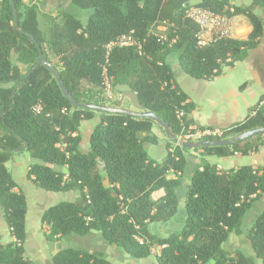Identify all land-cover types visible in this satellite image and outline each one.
<instances>
[{
    "label": "trees",
    "instance_id": "trees-1",
    "mask_svg": "<svg viewBox=\"0 0 264 264\" xmlns=\"http://www.w3.org/2000/svg\"><path fill=\"white\" fill-rule=\"evenodd\" d=\"M36 1L25 5L12 0L16 29L10 0H0V206L13 239L0 244V264H32L24 250L25 195L6 168L22 152L32 159L26 179L36 189L79 193L74 202H60L42 212L41 225L49 227L47 240L85 237L97 231L106 244L136 260L160 247L159 264H256L255 260L264 264V210L246 233L253 256L224 249L229 235L240 232L245 214L264 195V168L246 165L222 171L202 158L188 172L182 228L164 238L153 236L151 223L168 224L177 215L179 190L188 171L183 152L189 150L168 142L162 159L149 158L143 145L158 143L152 132L156 123L118 114H99L89 148L81 150L79 126L98 113L73 108L51 73L42 66L35 68L39 53L28 37H33L47 60L42 48L49 36L48 46L60 63L54 67L76 102L106 106L101 86L106 65L113 90L130 91L139 111L155 114L168 125L169 134L177 137L181 127L175 111L184 113L183 121L189 127L186 116L194 104L187 103V95L175 82L169 57L175 54L181 71L193 79L219 76L224 68L245 60L264 38V19L255 13V9L264 13V0H251L247 6L232 5L233 0H68L59 19H50L46 35L39 29ZM186 6L227 17L244 15L251 31L246 39H223L199 47L197 26L184 16ZM74 9L89 11L84 23ZM159 25L165 27L164 40L154 36ZM129 32L142 43V53L133 47H113L106 63L105 46ZM11 55L27 68L24 74L11 63ZM83 81L88 88L81 86ZM36 105H41L38 113L33 111ZM110 107L122 108L115 103ZM253 111L226 129L221 139L264 127V107ZM250 139L196 151L219 158L246 156L264 145H249ZM58 144H65L64 151ZM60 167L66 168V175ZM171 170L180 175L170 177ZM156 191L163 194L155 198ZM50 264L111 262L102 253L68 247L60 249Z\"/></svg>",
    "mask_w": 264,
    "mask_h": 264
},
{
    "label": "crops",
    "instance_id": "crops-1",
    "mask_svg": "<svg viewBox=\"0 0 264 264\" xmlns=\"http://www.w3.org/2000/svg\"><path fill=\"white\" fill-rule=\"evenodd\" d=\"M251 0H233L231 1L232 5L235 6H247L249 5ZM22 2L27 5L29 4V0H22ZM58 15V14H57ZM56 15V16H57ZM52 16V15H51ZM55 13L53 18L56 17ZM38 21V14H37ZM39 24V21H38ZM51 25V20L48 23L47 27L49 29ZM242 26H239L238 29H241ZM246 28V34L251 31L250 26H244ZM40 29V27H39ZM248 57V56H247ZM245 60L241 62L235 63L233 67H226L223 69L222 73L210 80H196L191 77H184V75H179V78L176 79L175 82L181 89V91L187 95V103L194 104V109L187 114L186 118L190 122V126L192 128H211V129H222L226 130L230 127L235 126L236 124L244 121L248 116L253 114V109L256 108L259 103L264 99V76L261 72L263 69H246L243 63ZM244 64V63H243ZM237 67V69H230ZM173 72V69H171ZM174 75V72H173ZM123 92H126V89H122ZM126 109V108H125ZM133 109V108H130ZM99 122V114H95L92 119L87 121H82L79 126V136L81 138L80 147L81 150L87 151L89 148V139L92 133L93 128ZM153 134L158 138V143L162 141V139L154 133V129H152ZM157 143V144H158ZM156 145V144H155ZM166 145V144H165ZM166 148V147H165ZM27 152L16 153L11 161L6 163V168L11 174L12 179L15 181L19 190L23 192L26 199L27 212H26V233L27 240L24 245L25 257L32 264H50L51 258L62 248H73L86 252H98L102 253L106 259L111 262V264H159L157 261V257L160 253V247H154L151 249V255L144 259H132L127 254L122 252L121 250L114 248L108 244H106L100 237L99 232L92 231L88 236L79 237L77 235H71L63 238H54L52 243L48 248L50 252L46 253V249H37L33 250L32 253L29 251L28 247L31 244L32 238L28 237V227L29 223L32 219L37 220L36 222V231L42 233L45 232L44 225H41L40 217L44 209L48 206H44L45 203H51L54 199V195L61 194L64 196L63 199H66L68 202H74L79 193L77 191L70 192H46L40 191V189H33L31 187V183L26 179V182L23 183V187L19 185L18 180L16 179L22 178V171L18 167V160L23 161V165L26 166L24 169V175L26 176L29 165L32 163V159L27 160L25 155ZM164 157V156H163ZM161 158H157L156 160H160ZM217 159H211V162L205 159L212 165H216V167L222 171H228L232 169H237L241 166H252L258 168H264V145L258 147V151L256 153H250L249 155L243 156L240 154H234L228 157H216ZM59 171L65 172L66 168L60 167ZM189 184V179L187 181L183 180V186L187 187ZM33 186V185H32ZM34 187V186H33ZM35 188V187H34ZM26 191L29 193V197L26 194ZM162 191H156L153 193V197H158L162 195ZM179 206L184 207V194H180ZM30 201V204L28 203ZM64 201V200H63ZM62 201V202H63ZM49 206L51 204H48ZM55 205V204H52ZM264 210V195L261 196L258 200H256L252 207L249 209L251 211V218L245 227H240L239 233H232L229 235L227 243L233 242V244L240 242V238L243 236L246 237V233L248 232L254 218L257 216L259 212ZM246 216V214H245ZM244 216V218H245ZM0 218L2 219V214H0ZM243 218V219H244ZM171 224H159L157 225V233L158 238H164L172 234L174 228H170ZM43 228V230H42ZM43 234V233H42ZM47 234V233H46ZM1 237V235H0ZM1 239V238H0ZM13 239L10 236L8 240L5 242L0 240V244L5 245L11 242ZM51 241V240H50ZM247 242V256H253V253L250 249L248 239ZM34 246V245H33ZM59 246V247H58ZM234 249H237L233 247ZM261 264V263H259Z\"/></svg>",
    "mask_w": 264,
    "mask_h": 264
},
{
    "label": "rangeland",
    "instance_id": "rangeland-1",
    "mask_svg": "<svg viewBox=\"0 0 264 264\" xmlns=\"http://www.w3.org/2000/svg\"><path fill=\"white\" fill-rule=\"evenodd\" d=\"M35 4L37 7V14H38V21H39L40 30L46 35V33L48 32L47 25L50 22V19H53L52 16H54V13L56 16L57 14L61 13V11L65 10V9L67 10L68 0H37L35 2ZM23 10H24L23 8L20 9L21 12H23ZM74 11H75V14L76 15L78 14L79 18L84 23L86 21L88 14H89V11L78 10V9H76V10L74 9ZM255 13L257 15L262 16L264 19V13H262V11H260L259 9H255ZM56 17L58 18L60 16H56ZM234 21L238 27L242 26L241 29L237 30V33L240 34V36L239 35L237 36L238 39H246L247 35L249 33L246 34L247 29L243 28V27L245 25L248 26L247 19L244 17V15H237L234 17ZM48 41H49V36L47 35V36H45V42H44L43 48H42L43 53L47 57L48 62L53 64L55 67H59L60 63L58 62V58L55 56V53L53 52V50L49 48L48 43H47ZM10 59H11V63L13 65H16L17 67H19L22 74H24L26 72L27 68L23 65L18 64L16 62V58L14 55H11ZM168 61H169V64L171 66V69H173L174 76L176 79L179 78V75H184V77H186V75L181 71L180 67L178 66L175 54H172L169 57ZM243 63H241V64L244 65L246 67V69H263V71L261 70V72L264 76V38L262 40H260V43L256 49L249 52L248 57L245 59V61ZM230 69H237V67L230 68ZM188 77L189 76H187V78ZM81 86L84 89L89 87V85L84 81L81 83ZM122 89L123 88H121L119 90L114 89L113 90V96L111 99H106L104 97L106 100H104V99L103 100L106 103V106H110V104L115 103V104H119L122 108H126L127 110L135 111V112H141V111H139V109L136 105V100L134 98V95L130 91H128L127 89H126V92H123ZM130 108H133V109H130ZM152 128L154 129V133L157 134L162 139V141L156 145L145 143L143 145V147L146 150L148 157L156 160L157 158H161V157L165 156V154H166L165 144L168 142H171V141L163 133V130L159 125L153 124ZM261 142H264V134L258 138H251L248 141V144L252 145V146H256ZM172 147H175V144H172ZM183 155L187 159V162H188V171L184 175V178H183L184 181H187L189 179L188 172L191 169H193L195 166L199 165L202 158H205V159L209 160L210 162H211V159H214V160L217 159L215 156H202L200 151H196V150H189L188 152H183ZM25 157L27 160H30L29 154H26ZM18 167L20 168V170L23 169V171L21 173L22 178L19 179L16 177V179L18 180L19 185L21 187H23V183L26 182V176L24 175V169L26 168V166L23 165V161H21L20 159L18 160ZM218 170H220V169H218ZM31 187L33 189H36L32 185H31ZM185 190H186V187H182L179 190V193L184 194ZM40 191H42V190H40ZM25 192L28 195V198H30L28 191L25 190ZM53 197H54V199L51 201V203H45V205H44L45 207L46 206H48V207L53 206L52 204H58V203L62 202L63 200H64L63 202H68V201H66V199H63L64 196L61 194L54 195ZM28 203L30 204L29 200H28ZM48 204H51V205L49 206ZM48 207H46V209ZM0 214H2L1 206H0ZM184 214H185L184 207L179 206L176 217L172 221H170V223H168V224H171V227L170 226L169 227L174 228V230H177V232H178L182 228L183 221H184ZM250 218H251V211H248L245 218L243 219L242 227H245V225L248 224ZM36 222H37V220L35 218V219H32L29 223L28 237H29V239L32 238V241H31L32 245H29L28 249L29 248L31 249V251L29 249V251L31 253L33 250L35 251L37 249H40V250L46 249L47 250L46 253L48 252V254H49L50 249L48 248V246H50V243H52V240L51 241L47 240L46 236L48 234H46L45 232L42 231V233H43L42 234V233L36 231ZM157 225H159V224L158 223H151L149 225V232L153 236H159L157 233V228H156ZM42 230H43V228H42ZM174 232H176V231H174ZM0 235H1L0 240L3 242H5V240H8L10 238L8 227L6 226L3 218L2 219L0 218ZM240 239H241L240 242L236 243L237 245L233 244V242L224 244V249H226L227 251H230V250L234 249L233 247H235V248L241 250L242 253L247 256V251H248L246 248L247 247V242H246L247 237L243 236ZM255 263L259 264L260 261L255 260Z\"/></svg>",
    "mask_w": 264,
    "mask_h": 264
},
{
    "label": "built area",
    "instance_id": "built-area-1",
    "mask_svg": "<svg viewBox=\"0 0 264 264\" xmlns=\"http://www.w3.org/2000/svg\"><path fill=\"white\" fill-rule=\"evenodd\" d=\"M185 18L192 21L197 26V32L195 34L196 42L199 47H205L213 42L223 39H238L237 33L238 26L234 21V17H227L224 15L215 14L207 9L186 6L184 11ZM237 26V27H236ZM165 27L159 25L154 32V36L160 40H164L165 36L163 32ZM113 47L127 48L133 47L136 51L142 53V43L134 36L132 32L118 36L115 40L111 41L105 46V61L107 63L108 55ZM102 89L103 96L106 99H111L113 96L112 79L107 75V67H102ZM258 107H264V99L259 103ZM41 110V105H36L33 108L35 113ZM255 112H253L254 114ZM176 118L179 121L181 131L180 135L177 136L182 141L200 142L205 140H218L224 134L225 130L222 129H211V128H192L187 127L183 121L184 113L182 111H175ZM58 148L62 151L65 149V144H58ZM67 155V154H66ZM256 167H254L255 169ZM169 175L175 178L176 175L172 170L169 171ZM66 178V176H65ZM45 233L49 234V227L44 225ZM140 242L141 240L138 239Z\"/></svg>",
    "mask_w": 264,
    "mask_h": 264
},
{
    "label": "water",
    "instance_id": "water-1",
    "mask_svg": "<svg viewBox=\"0 0 264 264\" xmlns=\"http://www.w3.org/2000/svg\"><path fill=\"white\" fill-rule=\"evenodd\" d=\"M12 9H13V25L17 29V12L13 6L12 0H10ZM29 39L33 41V43L36 45L39 53V61L37 63L36 67L42 66L46 68L49 73L55 78V80L58 83V86L60 87V90L63 94V96L66 98V100L72 105L73 108L75 109H84V110H89L93 111L98 114H107V115H112V114H118V115H123L126 117L134 118V119H142L146 118L149 119L150 121L156 123L159 125L164 132L166 133L167 137L170 139L172 144L178 145L184 149L187 150H196L199 148H208V147H213V146H230L233 142H241L243 140L252 138L257 135H263L264 134V127L261 128H256L252 129L249 131L242 132L234 137H231L229 139H218V140H205V141H200V142H191V141H182L178 137L171 136L169 134V129L168 125L161 121L155 114L151 112H135V111H130L124 108H114L110 106H102V105H95V104H86V103H78L76 102L67 89L65 88L59 73L57 69L54 67L53 64L45 60L42 56L41 48L40 46L36 43V41L33 39L31 35L28 36Z\"/></svg>",
    "mask_w": 264,
    "mask_h": 264
}]
</instances>
